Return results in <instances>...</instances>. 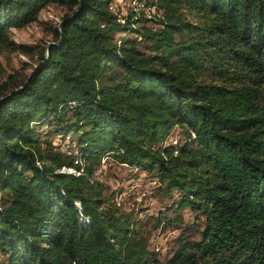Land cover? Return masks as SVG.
<instances>
[{"label": "trees", "instance_id": "obj_1", "mask_svg": "<svg viewBox=\"0 0 264 264\" xmlns=\"http://www.w3.org/2000/svg\"><path fill=\"white\" fill-rule=\"evenodd\" d=\"M111 1L0 0V52H27L11 29L67 7L32 74L0 82V264H264V0H149L156 27ZM176 126L186 139L163 144ZM51 135L76 141L81 174L58 170L82 166ZM105 156L179 190L158 224L190 207L200 238L162 263L97 178Z\"/></svg>", "mask_w": 264, "mask_h": 264}, {"label": "rangeland", "instance_id": "obj_2", "mask_svg": "<svg viewBox=\"0 0 264 264\" xmlns=\"http://www.w3.org/2000/svg\"><path fill=\"white\" fill-rule=\"evenodd\" d=\"M67 12V7L51 4L43 8L38 20L29 25L11 29V37L17 43H23L30 47L27 52L21 49L7 48L0 52V82L9 74L22 71L28 75L42 59L40 48L47 45L55 38L54 28L60 26L62 16ZM141 24L157 26L154 20ZM134 35L132 31L117 30V36ZM38 130L45 136L47 125L39 126ZM168 139L177 137L182 143L186 139L179 126L172 129ZM61 148H79L76 141L71 137L51 135ZM103 169L102 176L97 178L106 183L109 188L118 193L123 210H134V216L138 219L137 226L140 232L148 239L149 247L155 255L165 262L177 247L178 240L191 237L200 238L199 230L204 228V217L198 211L190 207H184L177 213L180 216L176 223L162 222L158 224V218L162 212L170 210L171 215H176L172 206L181 196V192L172 189L170 193L165 191V186L154 176L153 171H146L138 167L125 165L108 157ZM177 206V205H176ZM159 225V226H157ZM5 255L0 253V263L5 260Z\"/></svg>", "mask_w": 264, "mask_h": 264}, {"label": "built area", "instance_id": "obj_3", "mask_svg": "<svg viewBox=\"0 0 264 264\" xmlns=\"http://www.w3.org/2000/svg\"><path fill=\"white\" fill-rule=\"evenodd\" d=\"M110 8L113 12H115L118 16L120 21L126 22L129 18L134 19H140V17L147 18L150 20H157L158 18L164 17L165 14V8L161 3L158 1L151 2L149 0H112L110 4ZM138 36V34H135ZM125 35L117 36L116 40L120 44L123 41ZM195 135V133H193ZM178 144V138L177 137H171L170 139H167L163 144ZM71 150L79 155L77 156L75 163L81 164V168H78L77 166H67L64 165L58 170L61 172H67V173H74V174H81L84 169V161L80 157V149L79 148H71ZM108 156H105L103 159V165H105L107 161ZM99 176H102L103 169L100 168ZM117 199L119 201V204L121 203L118 197V193H116ZM81 219L83 221H88L89 218L87 216H81Z\"/></svg>", "mask_w": 264, "mask_h": 264}, {"label": "water", "instance_id": "obj_4", "mask_svg": "<svg viewBox=\"0 0 264 264\" xmlns=\"http://www.w3.org/2000/svg\"><path fill=\"white\" fill-rule=\"evenodd\" d=\"M62 25H63V21L60 22V29L62 28ZM53 42H49V44H52ZM32 74V73H31ZM22 86L18 87V88H21Z\"/></svg>", "mask_w": 264, "mask_h": 264}]
</instances>
